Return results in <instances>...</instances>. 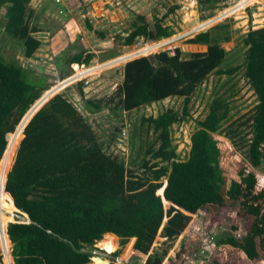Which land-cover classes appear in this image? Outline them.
Listing matches in <instances>:
<instances>
[{"label":"trees","instance_id":"trees-1","mask_svg":"<svg viewBox=\"0 0 264 264\" xmlns=\"http://www.w3.org/2000/svg\"><path fill=\"white\" fill-rule=\"evenodd\" d=\"M221 1L200 0V4L215 6ZM30 2L0 0V10L6 9L5 31L23 41L27 57L40 46L39 39L30 33L34 13ZM190 2L195 4V0ZM141 19L143 23L124 37V44L131 45L140 36L159 41L172 35L161 19ZM226 26L216 25L189 40L206 45V51L182 57L181 49L176 48L174 54L159 52L155 61L141 56L125 63L123 81L107 100L115 102L116 109L131 111L169 97H185L182 113L171 107L157 116L142 118L156 135L154 142L146 143L141 164L144 176L105 147L92 124L64 93L53 96L32 117L49 98L46 92L7 140L48 85L32 80L26 68L0 53V229L5 264H12L11 242L15 264H109L94 256L93 245L99 241L100 247L113 252L118 248V237L122 245L131 238L126 253L136 239L135 254L145 255L162 229L170 235L172 227L188 225L201 210L209 208L217 214L235 200H240V213L250 215L251 222L241 236H229L226 241L243 248L254 261L264 257V189L257 188L261 185L256 174L236 160L228 141L216 135L231 113L229 101L218 97L209 105L206 117L198 121L192 134L187 159H178L173 140V126L189 116L191 97L208 76L213 72L231 75L244 67L257 104L250 115L234 123L237 126L229 134L234 138L238 129L247 126L244 158L255 169L264 163V26L250 29L243 37V64L224 69L230 51L221 43L231 36L221 37L219 30ZM98 32L106 37V31ZM77 50L70 62L77 63L75 68L81 73L78 64L89 62L92 54L82 45ZM119 55L111 50L103 61ZM78 85L86 110L96 113L102 107L101 99L88 98L83 83ZM234 164L238 166L235 174ZM18 208L31 222H14Z\"/></svg>","mask_w":264,"mask_h":264},{"label":"rangeland","instance_id":"rangeland-1","mask_svg":"<svg viewBox=\"0 0 264 264\" xmlns=\"http://www.w3.org/2000/svg\"><path fill=\"white\" fill-rule=\"evenodd\" d=\"M29 7L34 11L31 27L35 28H31L30 33L39 39V48L31 57L25 55L23 41L11 37L5 31L7 19L6 9L3 8L0 10V53L7 60L26 68L32 80L41 81L48 85V89L9 135L17 132L19 125L35 109L46 92L50 94L48 100L45 99L44 104L36 107L32 117L51 97L64 93L92 124L105 147L125 160L127 167L140 176H144L141 164L146 143L156 139L148 124L142 123V118L157 116L171 107L182 113L185 97H169L131 111L116 109L115 102L108 103L107 100L115 94L116 85L123 81V67L128 57L143 55L155 61L156 55L164 50L174 54L175 49L179 48L182 57L206 51V45L190 43L189 40L216 25L226 24V27L219 30V34L221 37L227 33L231 36V40L221 43L230 51L223 65L224 69H228L243 64L246 51L243 37L246 33L250 29L264 26V0H223L215 6L200 4V0H195L194 5L190 0H31ZM173 7L174 11L170 12ZM194 7L195 11H192ZM141 17L149 22L161 19L171 29L172 35L159 41H146L140 36L131 45L124 44V37L143 23ZM98 31H106V37H102ZM80 45L92 54V58L85 64H78L82 72L77 73V63H71L70 59L77 53V46ZM111 50L119 51L121 55L103 61V57ZM80 82L83 83L84 93L88 98L92 97L96 101L101 99L102 107L96 113L86 110L78 85ZM218 97H225L229 101L231 113L216 135L228 141L236 153V160L256 174L261 185L257 188L264 189V163L255 169L244 158L246 144L243 137L249 134V128L243 126V129H238L239 134L234 138L229 134V130L237 126L234 123L250 115L257 104L256 94L244 75V67L231 75L213 72L196 89L188 104L189 116L173 126L178 159L188 158L191 137L198 129V121L206 117L209 105ZM23 137L24 135L20 143ZM8 146L9 141L6 151ZM234 165L233 174L236 171L238 173V166ZM0 184L2 185L1 182ZM239 207L240 200H235L234 204L223 207L217 214L205 208L193 216L188 225L172 227L170 235H166V231L162 229L152 249L145 255L135 254L133 246L136 239L132 243V249L126 253L128 244L132 242L131 238L124 245L118 238V248L113 252L104 250L97 241L93 245V254L104 258L109 264H264V257L254 261L243 248L226 241L229 236H241L251 222L250 215L240 213ZM19 215L18 212L15 213L14 222H23ZM1 239L0 232V264H5L6 254ZM12 248L13 243L11 257L12 264H15Z\"/></svg>","mask_w":264,"mask_h":264},{"label":"water","instance_id":"water-1","mask_svg":"<svg viewBox=\"0 0 264 264\" xmlns=\"http://www.w3.org/2000/svg\"><path fill=\"white\" fill-rule=\"evenodd\" d=\"M142 56H143V55H142ZM138 57H140V56L135 55V57H134V56H132V57H128V59H127L126 62H128L129 60H132V59L138 58ZM51 98H52V97H51ZM40 102H41V100H40L38 103H40ZM8 137H9V134L7 135V139H8ZM18 209H19V208H18ZM17 212L20 214L19 217L22 218L23 222H26V223L31 222L29 216H28V217H25V216H24V214H27V213L23 212V211L20 210V209H19V211H17Z\"/></svg>","mask_w":264,"mask_h":264},{"label":"built area","instance_id":"built-area-1","mask_svg":"<svg viewBox=\"0 0 264 264\" xmlns=\"http://www.w3.org/2000/svg\"><path fill=\"white\" fill-rule=\"evenodd\" d=\"M0 189H3V185L0 184ZM0 213H1V207H0ZM1 215V214H0ZM0 232L2 233L1 229ZM2 240V239H1Z\"/></svg>","mask_w":264,"mask_h":264},{"label":"crops","instance_id":"crops-1","mask_svg":"<svg viewBox=\"0 0 264 264\" xmlns=\"http://www.w3.org/2000/svg\"><path fill=\"white\" fill-rule=\"evenodd\" d=\"M8 233V232H7ZM110 233V232H109ZM9 236V235H8ZM117 236V235H116ZM119 238V237H118ZM10 239V238H9ZM120 239V238H119ZM101 240V239H100ZM12 243V242H11ZM95 256V255H94ZM91 262H92V258H91Z\"/></svg>","mask_w":264,"mask_h":264},{"label":"bare ground","instance_id":"bare-ground-1","mask_svg":"<svg viewBox=\"0 0 264 264\" xmlns=\"http://www.w3.org/2000/svg\"><path fill=\"white\" fill-rule=\"evenodd\" d=\"M19 210V209H18Z\"/></svg>","mask_w":264,"mask_h":264}]
</instances>
